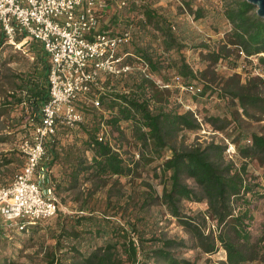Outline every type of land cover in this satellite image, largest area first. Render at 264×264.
Returning a JSON list of instances; mask_svg holds the SVG:
<instances>
[{
	"label": "trees",
	"instance_id": "16d2710c",
	"mask_svg": "<svg viewBox=\"0 0 264 264\" xmlns=\"http://www.w3.org/2000/svg\"><path fill=\"white\" fill-rule=\"evenodd\" d=\"M190 3L187 1L188 5ZM256 9L249 0H223L219 13L232 23V28L218 46H193L196 49L206 48L207 51L202 52L205 51V55L214 61L220 58L234 59V65L238 60L233 55L239 56L240 50H244L247 58H259L263 76L251 74L245 82L240 83L239 78L235 79L240 76L234 73L224 80L223 90L219 93L229 104L236 123L233 132H226L227 136L237 145L243 157L256 158L263 165L264 176V134L246 132L239 116L241 113L251 118L264 116V93L260 90V86L264 87V54H260L264 52V18ZM142 11L144 17L138 21L140 28H137L140 31L137 34L138 42L129 50L134 57L132 59L148 60L154 72H162L172 66L186 82L196 81L198 73L180 52L184 44L173 29L174 25L150 4H144ZM194 13L196 18L208 14L203 6L196 8ZM149 26L161 31L160 46L164 52L144 40V32L151 29ZM0 28L2 68L12 54L6 57L1 52L7 37L1 24ZM31 46L36 51V60L14 75L15 87L0 103V127L10 124L24 133L29 132L30 126L21 127L28 118L23 103L27 102L32 111L39 114L42 104L50 97L47 53L37 40H31ZM118 78L125 80L122 82L125 88L113 86L112 91L103 93L100 107L81 103L80 107L91 114L87 121L78 125L85 134L76 135L67 144L62 143L60 129L70 130L74 127L60 125L57 132L46 140L45 165L52 169L47 177L55 183L56 197L58 195L66 201L67 192L87 180L114 178L119 182L126 177L132 181L137 175H142V170L151 171L149 165L155 163V176L163 182L162 193H159L155 183L144 178L148 188L141 190L142 201L134 200L132 196V200L127 199L123 204L124 194L119 193L115 200L117 205L109 207L114 200L112 191H109L108 206L104 209L86 204L69 213L60 208L55 215V226L43 225V220L24 229L13 226L19 231H49L55 242L44 254V264H152V261L156 264H194L196 260L192 257L181 256L177 254L179 250H175L187 246L208 253L224 247L229 264L252 263L258 257L261 241L264 240V236L254 238L252 227L256 203L264 197V187L262 180L250 173L248 160H242L238 165L234 159H227L228 144L222 140L212 139L179 148L172 142L177 134L184 129L199 130L202 127L195 112L191 109L180 110L175 103L171 104V89L158 87L153 78L140 70ZM198 83L201 91L193 93L196 97L210 94L208 91L214 88L204 81ZM15 111L19 113L13 115ZM5 115L6 120L2 119ZM207 117L214 124L223 119L226 123L218 126L221 129L231 122V119L219 114ZM102 123L108 126L109 135L100 139ZM125 145L138 146L140 157L126 150ZM168 148L172 152L166 156ZM87 149L93 151L91 156L87 155ZM24 159L25 153L20 148L0 152V165L14 163L18 169ZM55 164L62 166L60 177L53 171ZM188 177L194 180V184L187 181ZM183 199L207 201L208 213L203 212L199 219L197 215L185 212L181 206ZM157 201L188 230L192 244L188 238L168 237L151 228L147 213ZM207 215L215 224L209 230L205 224ZM0 264L11 262L0 257Z\"/></svg>",
	"mask_w": 264,
	"mask_h": 264
},
{
	"label": "rangeland",
	"instance_id": "374dc122",
	"mask_svg": "<svg viewBox=\"0 0 264 264\" xmlns=\"http://www.w3.org/2000/svg\"><path fill=\"white\" fill-rule=\"evenodd\" d=\"M187 1L191 2V5L187 4ZM144 4H150L157 8L159 12L163 13L174 26L181 43L184 45L181 47L183 56L186 61L190 63L193 68L197 71L198 76L195 78L196 81H204L212 84L214 87L209 90L210 94L196 97L193 93L187 92L186 90H179L177 87H173L170 91L173 93L171 96L170 103L176 104L180 110L191 109L195 112L201 122V129L190 130L184 129L175 136L172 140L173 144L179 148L187 147L196 142H204L212 139L222 140L228 144L226 149L227 159H234L236 164H240L242 160H248L250 173L257 175V179L262 180V186L264 187V176H263V165L255 159H247L243 157L237 149V145L231 141L230 137L227 136L226 132H233L235 121H233L232 111L230 110L229 104L219 93L223 90L224 80L228 79L234 73L238 74L240 83L245 82L249 75H262L263 69L260 65V60L256 56L249 58L246 55L240 53L239 56H235L237 65H234V59L220 58L218 61H214L205 55L206 48L199 47L195 48L193 44H210L211 46H218L221 40L226 36V32L232 28V23L220 12L223 0H128L127 4L120 7L113 2V6L110 7V13L112 14L111 21L107 27L113 30H120L125 27H130L133 34V40L131 44L123 47V50H132L136 42H138L137 34L140 32L137 30L138 21L144 17L142 6ZM200 6L208 12L205 17L196 18L194 10ZM192 8V9H191ZM105 26V27H106ZM151 29L144 32V40L151 42L153 45L160 49V52H164L162 46H160V40L162 41V33L153 26H149ZM1 30V28H0ZM2 31V30H1ZM4 46V47H3ZM2 53L4 56L12 54L9 62L0 68L2 79H0V103L5 99L9 92L13 91L14 86V75L25 69H27L34 60H36V51L31 46V40L20 44V42L13 43L8 40L3 44ZM202 50H205L204 53ZM178 55L177 53H175ZM260 54H264L261 52ZM179 56V55H178ZM204 57V58H203ZM127 58H134L133 55H128ZM158 76L169 77L173 73H178L174 67L170 66L168 69L162 72H155ZM165 75V76H164ZM111 74H103V81L108 84H112L116 88H125L122 85L123 78H118ZM118 86V87H117ZM263 85L260 86V90L263 91ZM171 106V105H170ZM233 107V105H231ZM19 111V110H18ZM242 112V111H241ZM19 112H14L13 115H17ZM86 113L85 121H87L91 114ZM211 114H219L223 118L231 119L228 127L225 129L218 128V126L224 125L226 122L221 119L216 124L212 123L207 116ZM258 114V113H257ZM240 120L243 128L246 132H259L264 134V116L261 118H251L250 116L241 113ZM6 115L2 119L6 120ZM29 118L21 124V127L25 126ZM31 126L28 124V127ZM16 128V127H15ZM13 128L10 124H5L0 127V152H9L13 148H19L20 141L24 135V132ZM61 142L67 144L72 141L76 135L82 136L85 132L81 127L76 126L73 129H60ZM126 150L134 153L135 150H140L138 146L125 145ZM172 152L171 148L166 151V156ZM88 156H91L93 151L87 149ZM135 154V153H134ZM25 162V159H24ZM23 162V164H24ZM23 164L16 169L14 163L7 165H0V183H5L13 179L15 173L22 168ZM154 164L149 165L151 171L142 170V175H137L132 181L126 177H123L118 181L114 178H94L87 180L83 184L71 189L67 192L66 201H63L58 195L57 198L60 202L61 210L65 212H75L82 205H90L99 209H104L108 206L107 196L109 191H112L114 200L109 207L114 206L116 198L119 193L124 194L122 203H126L127 199L132 200H143L141 190L148 188L144 182V178L152 183H155L159 193L163 191V182L160 177L155 176ZM159 170V167H158ZM54 173L57 177H60L62 172V166L55 164ZM52 180V179H51ZM187 181L194 184V180L190 177ZM45 186L50 185V182H45ZM257 206L254 210L255 219L253 222L254 238L258 239L259 236H264V197L258 200ZM182 209L189 213L195 214L198 218H202L203 212H207L208 203L207 201H194L183 199L181 201ZM147 220L153 230L156 229L158 233L164 235L185 237L188 238L189 243L192 244V239L188 230L180 224L176 218L166 212L165 206L157 201L153 203L147 213ZM43 225H56V216L45 219L41 222ZM207 229L215 227L214 221L207 215V221L205 222ZM55 242V239L51 237L49 231L46 229L39 230L36 232L32 231H19L14 226H6L0 230V257L7 258L11 264H44V254L48 248ZM261 251L258 257L253 260L250 264H264V240L261 241ZM177 254L181 256L192 257L195 261L194 264H229L227 262V252L224 247H220L213 253L201 251L197 247H183ZM73 259L71 260V262ZM152 264L156 262L152 261ZM166 264V263H159Z\"/></svg>",
	"mask_w": 264,
	"mask_h": 264
},
{
	"label": "built area",
	"instance_id": "2783aa9c",
	"mask_svg": "<svg viewBox=\"0 0 264 264\" xmlns=\"http://www.w3.org/2000/svg\"><path fill=\"white\" fill-rule=\"evenodd\" d=\"M112 1L123 7L128 0H0V24L7 40L23 44L31 39L43 45L49 59L50 93L39 114L23 103L29 118L25 125H31L19 144L25 162L12 180L0 183V230L13 225L24 229L58 213L55 183L47 177L52 169L45 165L46 140L60 125L73 128L84 122L81 103L101 106L102 94L114 89L103 81L104 73L121 76L140 70L160 88L201 91L198 81L186 82L179 73L161 77L148 60L127 58L131 52L123 47L132 43L131 28L101 26ZM240 53L246 55L244 50ZM108 135V126L102 123L99 138ZM134 153L140 157L141 151Z\"/></svg>",
	"mask_w": 264,
	"mask_h": 264
},
{
	"label": "water",
	"instance_id": "95a60500",
	"mask_svg": "<svg viewBox=\"0 0 264 264\" xmlns=\"http://www.w3.org/2000/svg\"><path fill=\"white\" fill-rule=\"evenodd\" d=\"M256 6L257 13L264 18V0H249Z\"/></svg>",
	"mask_w": 264,
	"mask_h": 264
},
{
	"label": "crops",
	"instance_id": "0c3cea01",
	"mask_svg": "<svg viewBox=\"0 0 264 264\" xmlns=\"http://www.w3.org/2000/svg\"><path fill=\"white\" fill-rule=\"evenodd\" d=\"M113 6V1H112V3H111V5H110V7H112ZM109 7V11L108 12H106V14H104L103 16H102V20H101V26L103 25H108L109 23H110V21H111V17H112V14L110 13V9H112V8H110Z\"/></svg>",
	"mask_w": 264,
	"mask_h": 264
}]
</instances>
